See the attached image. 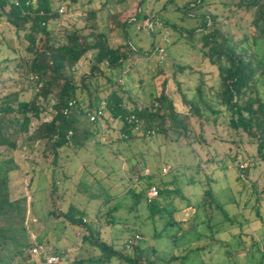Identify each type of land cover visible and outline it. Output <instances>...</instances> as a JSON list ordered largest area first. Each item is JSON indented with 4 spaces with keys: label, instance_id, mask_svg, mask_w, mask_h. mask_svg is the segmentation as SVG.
I'll use <instances>...</instances> for the list:
<instances>
[{
    "label": "trees",
    "instance_id": "1",
    "mask_svg": "<svg viewBox=\"0 0 264 264\" xmlns=\"http://www.w3.org/2000/svg\"><path fill=\"white\" fill-rule=\"evenodd\" d=\"M53 1L0 0V22L9 26L17 42L13 50L18 55L12 69L27 81L25 88L0 94V264L14 261L35 264L30 258V248L37 242L28 235L29 203L14 190L12 178L20 170L15 152L22 146L29 152H39L43 161L51 157L54 164L60 161L64 150L73 149L74 153L84 147L93 134V126L99 122L108 127L110 122L118 121L122 139L158 136L168 142L182 140L206 145L217 139L216 133H207V129L220 125L231 141L241 142L245 138L253 142L256 156L264 162V0H237L234 7H228V14L237 9L253 11L250 27L243 33L231 26L224 30L220 15L201 14L198 27L189 31L188 36L200 31L198 41L203 59L216 68V73L213 77L200 74L196 78L191 99L181 93L182 108L168 96L166 80L162 82L161 93L147 103L135 104L126 92L119 80L124 64L130 65L135 57H144L154 49L143 51L127 42L111 46L109 35L115 30H126L129 20H123L111 32L101 31L99 24L106 9L105 1L96 9L84 12L83 26L71 25L56 33L55 25L52 29L50 25H57L59 7L75 10L83 0H56L57 6ZM92 2L86 0L88 4ZM127 10L124 6L114 11L111 19H116L112 15L121 18ZM142 18L146 20L148 15ZM90 53L89 73L77 77L79 63ZM183 67L177 65L172 71V82L177 87L179 80L175 76ZM70 101H74L72 107L68 106ZM102 102L106 106L102 107ZM99 112L102 114L98 115ZM88 114H96L98 119L90 122ZM131 116L137 120L138 131L134 130V123H128ZM133 170L130 169L131 180L136 174L139 179L150 176ZM200 182L199 203L192 205L186 218L176 216L178 208L169 209L172 202L165 200L171 192L169 182L148 181L138 188L129 187L124 194L131 196V208L138 211L134 215L140 219L137 229L132 228L135 224L126 216H117L115 205H108L104 213L100 209L96 212L101 223L97 225L87 223L86 211L71 203L65 211L53 209L52 216H58L65 226L80 233L81 243L88 246L71 264H185L189 255L203 250L205 243L199 247L201 240L214 241V216L222 213L228 218L211 187L213 180L207 178ZM152 185L158 188V197H163V202H157L158 197L149 199L147 193ZM251 190L264 198V188ZM110 198L113 196L106 198L107 201ZM167 214L165 229L171 232L167 238L172 248L169 257L164 258L159 248L145 247L140 240L147 233L152 239L163 237V230L148 231L144 227ZM119 223L129 227L120 229ZM101 226L104 230L108 228L112 236L105 237ZM37 230L38 244H42ZM127 230L132 233L122 237L120 232ZM204 230L208 234H203ZM54 253L59 255L58 251Z\"/></svg>",
    "mask_w": 264,
    "mask_h": 264
},
{
    "label": "rangeland",
    "instance_id": "2",
    "mask_svg": "<svg viewBox=\"0 0 264 264\" xmlns=\"http://www.w3.org/2000/svg\"><path fill=\"white\" fill-rule=\"evenodd\" d=\"M91 1L88 4L83 0L75 10L66 7L57 19V25L51 24L50 29L55 25V32L58 33L71 25L79 28L83 26L84 12L96 9L106 1L99 24L101 31L111 32L123 20H129L126 30H115L109 35L112 47L127 42L143 51L154 48L144 57H135L130 65L124 64L119 80L126 92L135 104L147 103L161 93L162 82L166 80L167 94L176 101L178 108L183 107L181 93L189 99L193 96L192 87L200 74L206 78L216 73V68L203 59L198 41L200 31L188 36L189 31L198 27L201 14L220 15L224 30L231 26L237 28L239 33L248 31L253 15V11L243 9L228 14V7H234L237 0ZM53 4L58 5L56 0ZM124 6L128 8L125 15L119 19L117 15H112L116 18L112 20L110 14ZM138 14L139 17L136 16ZM144 14L148 15V19L143 20ZM226 15L227 18L224 17ZM15 39L9 26L0 22V94L27 87L26 78L12 69L16 61L14 58L18 55L13 50L17 47ZM91 56L90 53L79 63L77 77L89 73ZM177 65L184 66L181 73L177 72L175 76L179 80V87L172 82V71ZM17 77L18 81H14ZM119 127L118 121L110 122L108 127L99 122L93 126V134L84 147L74 153L73 149L64 150L65 154L54 164H51V157L43 161L39 152H29L26 146L15 152L20 170L12 176L14 190L25 196L29 203L30 240L38 244L35 233L38 229L45 249L59 252L60 261L57 264H71L73 259L87 251L88 246L81 243L80 233L65 226L58 216H52L53 209L56 212L65 211L71 203L77 209L86 211L84 218L87 223L97 225L101 223L97 220L96 212L100 209L104 213L108 205H115L118 208L117 216H126L135 224L132 228L137 229L140 219L134 215L138 211L131 208V196L124 194L129 187L138 188L148 181L169 182L171 192L165 197L166 201L172 202L169 209L178 208L176 216L186 218L192 205L199 203L202 193L200 180L210 178L215 196L228 218L222 213L214 216V241L201 240L199 247L205 243L203 250L189 255L185 264H264V198L251 190L256 188L262 191L264 188V162L256 156L253 142L245 138L241 142L231 141L230 135L220 125L207 129V133L213 131L217 135V139L209 141V145L198 142L188 144L182 140L168 142L158 136L122 139ZM66 156L68 160L64 159ZM232 157H236L235 160ZM163 168L166 173L162 172ZM130 169L150 176L139 179L136 174L132 175L131 180ZM110 196L113 198L107 201L106 198ZM156 201L163 202L164 198L158 197ZM167 217L168 214L156 218L154 223L144 227L148 231L163 230V237L152 239L147 233L140 240L145 247L154 245L159 248L164 258L169 257L172 248L167 238L171 232L165 229ZM121 226L122 223L118 227H129L126 224ZM100 229L105 237L113 234L109 233L108 228L104 230L103 226ZM131 233V230H127L120 232V235L126 237ZM202 233L208 234V231ZM30 258L35 264H46L40 257L31 255ZM12 264H18V261Z\"/></svg>",
    "mask_w": 264,
    "mask_h": 264
},
{
    "label": "built area",
    "instance_id": "3",
    "mask_svg": "<svg viewBox=\"0 0 264 264\" xmlns=\"http://www.w3.org/2000/svg\"><path fill=\"white\" fill-rule=\"evenodd\" d=\"M18 1V0H16ZM65 11V6L61 5L58 9V12L60 14H63ZM74 105V101H70L68 106L72 107ZM101 106L104 107L106 106L105 102L101 103ZM102 112H99L98 115H101ZM89 118L90 122H94L98 119V116H96V114H88L87 115ZM128 123H134V130L138 131V126H136L137 120L135 119L134 116H131L130 118H128ZM153 133V132H152ZM163 173H166V169L163 168L162 169ZM159 196V192H158V188L154 185L150 186L148 189V197L149 199H156ZM30 253L32 256L34 257H40L42 258L46 264H57L60 261V256L55 254L54 252H50L47 251L45 249V247L42 244H34L31 248H30Z\"/></svg>",
    "mask_w": 264,
    "mask_h": 264
}]
</instances>
